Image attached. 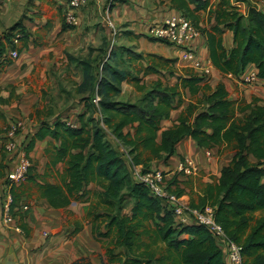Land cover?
<instances>
[{"label":"trees","instance_id":"obj_1","mask_svg":"<svg viewBox=\"0 0 264 264\" xmlns=\"http://www.w3.org/2000/svg\"><path fill=\"white\" fill-rule=\"evenodd\" d=\"M189 3H195L196 10L210 8L216 18L211 28H199L207 37L212 64L233 76L255 64L258 76L264 79V14L252 10L245 19L230 0H221L216 8L210 0H173L187 13ZM189 17L194 18L192 13ZM19 27L22 38L29 37L18 22L6 34L11 43ZM226 30L234 32L230 49L223 43ZM83 65L80 90L91 91L87 98L91 102L81 117L80 127L58 122L54 127L43 126L37 134L39 138L51 136L59 143L47 150L49 163L44 175L34 174L30 167L26 181L38 187L40 197L54 208H64L83 201L90 184L101 187L86 210L94 233L107 239L113 264H227L223 249L206 226L176 223L171 204L154 197L149 187L135 181L132 167L107 139L105 126L128 148L133 165L145 170L152 161L170 157L176 144L190 136L201 148L225 147L235 152L222 169L218 183L209 184L201 205L192 207H215L217 222L227 237L241 247L242 264H264V105L257 100L251 104L232 100L224 83L216 87L203 84L205 77L198 73L180 77L174 85L158 81L147 91L143 103L116 101L128 71L105 65L107 75L99 78L91 61H83ZM150 71L158 72L155 68ZM186 89L193 96L200 92L203 96L190 102L178 123L161 132V122L180 107ZM28 148L31 145L27 152ZM4 150L8 152L5 147ZM59 164L64 165L62 170ZM39 176L41 181L37 180ZM52 177L56 183L49 180ZM174 185L177 181L168 180V191L181 197L183 190L173 189ZM13 188L10 212L15 217L19 212L15 211L18 200ZM130 197L134 203L124 213ZM21 228L26 231L24 223ZM185 234L188 237L182 238Z\"/></svg>","mask_w":264,"mask_h":264},{"label":"crops","instance_id":"obj_2","mask_svg":"<svg viewBox=\"0 0 264 264\" xmlns=\"http://www.w3.org/2000/svg\"><path fill=\"white\" fill-rule=\"evenodd\" d=\"M220 1L210 0L214 8ZM230 1L245 19L252 10L264 14V4L256 0ZM189 7L194 18L173 4V0H90L74 9L69 0H0V47L7 52L10 50L12 43L5 35L18 22L29 33L27 39L21 38L14 46L19 52L18 57L0 68V173H5L0 177V264H113L108 255L107 239L98 238L94 233L86 210L95 200L94 194L101 192L102 188L90 184L87 187L89 194L83 201L54 208L40 197L33 182L10 185L8 174L19 165L22 153L4 150L6 132L15 122L22 123L16 136L18 150L31 145L27 157L33 173L44 175L49 163L47 150L59 143L51 136L39 138L37 134L43 126L54 127L58 122L80 127L81 117L91 102L87 99L91 97V91L80 90L84 81L83 56L92 53L95 58L94 51L97 50L93 49L100 43L107 46V52L98 61L106 64L115 56L118 69L129 73L120 85L121 92L116 101L143 103L147 91L158 81L174 85L180 77L197 74L199 71L183 58L182 47L154 39L148 34L152 24L173 14L188 17L198 29L211 28L216 24L210 8L196 10L195 3H189ZM70 14L78 18V25L68 23ZM223 38L224 46L232 48L234 32L226 30ZM192 44L209 69L203 84L216 87L224 83L232 100L247 104L257 100L258 104L264 105V79L258 76L255 64L249 65L239 76L225 74L212 64L203 32ZM151 68L158 72L150 71ZM251 73H255L256 78L247 81ZM144 86L147 87L142 89ZM202 96V92L193 96L186 89L180 107L161 122V132L178 123L190 102H196ZM98 110L100 112L101 109ZM98 115L96 112L95 116ZM105 128L107 139L121 152L131 169L133 163L128 148L111 129ZM234 154L225 147L201 148L192 137L186 136L176 144L170 157L152 161L148 170H162L170 180L177 181L173 189L183 190L181 197L192 207L201 205L209 184L218 183L222 169ZM187 161L192 162L197 170L181 171L180 166ZM58 168L62 170L64 165L59 164ZM41 179L37 177L38 181ZM49 180L57 182L54 177ZM12 188L18 200L15 211L19 214L15 215L13 223L8 224L4 206ZM133 203L130 197L124 213ZM175 219L182 226L198 225L189 213ZM21 223L26 225V231L21 228ZM102 230L105 231L104 226ZM187 237L186 234L182 236ZM222 249L226 263L232 264L226 249Z\"/></svg>","mask_w":264,"mask_h":264},{"label":"built area","instance_id":"obj_3","mask_svg":"<svg viewBox=\"0 0 264 264\" xmlns=\"http://www.w3.org/2000/svg\"><path fill=\"white\" fill-rule=\"evenodd\" d=\"M89 1L90 0H69V5L74 9L87 4ZM256 1L264 4V0ZM67 19L70 25H78L79 23L78 18L74 14H70ZM200 32L201 31L196 27L193 21L180 14L170 15L162 22L154 23L148 28V34L152 38L160 41H167L176 46L182 47L184 49L183 58L192 67L197 69L200 75L205 76L209 72V69L198 57L192 44L199 36ZM13 36V43L8 52L0 47V63H3L4 65H6L10 59L17 58L19 55L18 50L15 49L14 46L22 38L20 29L14 32ZM255 78L256 74L251 73L249 77H247V81H253ZM99 100L100 96L97 95L95 101L98 102ZM22 126L21 122H15L6 132V138L4 140V147L8 153H13L16 150L22 153L19 165L8 174L10 185L25 182L29 177V170L32 166L27 157L26 149L24 148L23 150L20 148L18 150L16 136ZM180 170L192 172L193 170H197V167L192 162L187 161L180 166ZM132 177L135 181L149 187L154 197L168 201L172 206L175 217H181L185 213L191 214L198 224L204 225L210 230L221 248L226 249L227 256L232 264H242L241 247L227 237L222 226L217 222L215 207L210 205L201 208L190 207L182 197L168 191L167 183L170 178H168L167 174L162 170H145L141 165H132ZM12 201L13 198L12 195H10L4 206L6 210L5 220L8 224L13 223L14 221V216L10 212ZM26 208L27 207H25V209Z\"/></svg>","mask_w":264,"mask_h":264},{"label":"rangeland","instance_id":"obj_4","mask_svg":"<svg viewBox=\"0 0 264 264\" xmlns=\"http://www.w3.org/2000/svg\"><path fill=\"white\" fill-rule=\"evenodd\" d=\"M5 37H6V35H5ZM105 48H106V51H105ZM95 49L97 50V51H94L95 58L92 57L93 54L91 53L89 56L88 55L83 56V61H91V64L93 65V68H94V71L99 78H101L104 75H107V72L104 71L105 65H110L113 68H118L119 64L116 61L115 56L112 58V60L110 62H107L106 64H104L102 60L98 61L99 57L100 56L103 57V54L105 55V52H107V46L102 45V43H100L98 45V47L94 48L93 50H95ZM112 52L114 53L115 51H112ZM118 53L119 54L120 53L125 54V53L120 52V51H118Z\"/></svg>","mask_w":264,"mask_h":264},{"label":"water","instance_id":"obj_5","mask_svg":"<svg viewBox=\"0 0 264 264\" xmlns=\"http://www.w3.org/2000/svg\"><path fill=\"white\" fill-rule=\"evenodd\" d=\"M10 264H13V263H10Z\"/></svg>","mask_w":264,"mask_h":264}]
</instances>
